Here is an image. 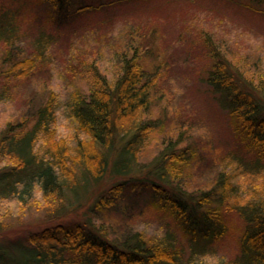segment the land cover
Returning <instances> with one entry per match:
<instances>
[{"label":"trees","instance_id":"trees-1","mask_svg":"<svg viewBox=\"0 0 264 264\" xmlns=\"http://www.w3.org/2000/svg\"><path fill=\"white\" fill-rule=\"evenodd\" d=\"M33 1L48 6L43 11L42 27L53 25L57 36L64 25L75 26L92 13L110 11L131 0ZM256 1L258 7L245 0H230L264 14V0ZM17 17L33 21L37 14L30 11L25 0H0V44L14 45ZM200 33L210 59L202 80L228 112L234 141L229 157L236 164L227 171L224 166L217 174V184L201 190L195 200L194 194L165 186L169 179L165 164H185L191 158L188 148H173L169 141L155 158L156 166L148 170L151 181L144 182L154 196L158 195L153 201L156 207L171 216V223L190 239L187 259L170 231L148 241L136 230L124 240L114 241L84 222H75L55 223L29 233L27 244L0 250V264H205L196 260L227 232L219 211L211 209L214 202L237 213L244 224L237 237L238 256L226 264H264V70L254 82L248 80L222 55L204 28ZM45 36L41 32L33 55L15 61L4 72L0 101L6 97L10 75L25 77L36 68L37 61H43V48L50 43V34ZM129 43L128 48L112 56L114 66L101 71L89 64L94 73L87 94L72 90L62 102L50 91L35 114L8 125L0 135L2 216L9 211L5 203L23 208L35 188L48 203H58L56 207L60 208L55 211L59 213L81 202L89 184L100 180L106 170L122 175L133 169L141 146L154 129L155 120L144 114L150 107L149 93L160 77L161 65L143 62L139 47ZM57 110L68 121L66 125H71L69 142L58 135ZM243 174H249L245 185L238 182ZM121 188L122 184H116L108 191L115 194ZM109 201L107 196L98 199L102 206Z\"/></svg>","mask_w":264,"mask_h":264},{"label":"rangeland","instance_id":"rangeland-1","mask_svg":"<svg viewBox=\"0 0 264 264\" xmlns=\"http://www.w3.org/2000/svg\"><path fill=\"white\" fill-rule=\"evenodd\" d=\"M25 1L37 19L18 20L19 15L14 45L0 44V88L4 72L15 61L37 51L41 32L50 34V43L43 48V61H37L30 74L9 76L6 97L0 101V135L8 125L35 114L50 91L57 93L62 102L72 90L87 94L94 73L89 64L101 71L110 68L116 62L112 56L128 48L129 42L130 46L139 47L143 62L161 65L160 77L150 90V107L144 114L155 120L154 129L141 146L133 169L122 175L106 170L100 180L89 184L81 202L59 213L55 211L60 208L56 207L58 203H48L36 188L23 208L4 202L9 211L0 214V250L27 244L29 233L45 226L84 222L114 241L124 240L136 230L148 241L170 231L176 247L187 259L190 239L171 223V216L156 207L158 195L154 196L144 182L151 181L148 170L156 166L155 158L169 141L175 145L173 148H188L191 158L185 164H165L169 175L165 186L172 191L180 189L186 195L194 194L195 200L201 190L217 184V174L224 166L227 171L236 164L229 157L234 141L228 112L202 80L210 59L200 30L204 28L232 66L254 82L264 70V14L230 0H131L110 11L92 13L75 26L64 25L54 36L53 25L42 27L43 11L48 6ZM247 1L259 6L256 0ZM57 116L58 135L69 142L71 125H66L68 121L60 110ZM248 177L249 174H243L238 182L245 185ZM116 184H122V188L115 194L109 193L108 188ZM103 196L110 199L104 206L98 202ZM211 209L219 211L227 232L196 261L233 262L238 256L237 237L244 224L237 213L226 211L220 202H214Z\"/></svg>","mask_w":264,"mask_h":264}]
</instances>
